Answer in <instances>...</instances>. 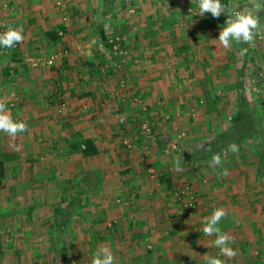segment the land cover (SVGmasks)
Returning a JSON list of instances; mask_svg holds the SVG:
<instances>
[{
  "label": "crops",
  "instance_id": "1",
  "mask_svg": "<svg viewBox=\"0 0 264 264\" xmlns=\"http://www.w3.org/2000/svg\"><path fill=\"white\" fill-rule=\"evenodd\" d=\"M66 1L70 5L69 27H64L61 15L52 7L53 0H0V27L22 29L24 36L16 49L1 54L0 102L14 121L28 126V131L15 139L0 132V161L5 167L0 198L7 202L10 195H17L23 201H33L41 196L39 189L46 187L45 200H53L51 228L59 241L72 226L80 233L77 258L73 260L69 254L67 247L72 245L68 243L61 248L59 264H91L96 250L103 246L110 248L117 264H206L205 255L218 256L224 264H255L253 255L264 253V148L258 142L257 148H244L243 142L238 152L220 154L222 167L215 166L211 160L218 153L205 158L206 148H200L198 140L207 131L195 128L191 135L196 139L192 141L195 148H189L186 156L188 163L196 166L183 178L191 184L197 209L182 217L166 182L169 165L174 163L167 155V144L175 138L179 122L166 131L162 124L154 141L139 131L138 124L147 116L155 125L165 112H176V97L188 100L196 109L195 120L218 123L213 106L220 108L214 88L233 97L234 87L241 91V85L246 88L261 82L264 39L225 50L214 41L222 24L211 19V13L205 17L206 13L199 16L197 11V16L188 17L182 10L186 4L167 3L155 10L151 3L134 0L132 7L139 12L128 18L131 24L126 27L121 21L101 19L99 10L107 8L104 0ZM193 6L198 10L197 2ZM13 8L14 12L7 10ZM181 11L183 15L176 19ZM107 21L113 24L112 33L126 34L125 44L135 53L132 59L143 56L140 67L129 65L118 75L103 73L105 64L112 61L108 51L103 52L109 38ZM54 33L57 39L52 42ZM242 47L248 49L246 54H241ZM55 49L68 52L60 64L36 71L25 64L26 58L48 55ZM155 53L159 62L153 60ZM188 76L194 82L186 89L181 82ZM9 92L16 96L13 108L6 98ZM130 94L143 97L146 109L132 106ZM59 96L66 102L62 116L55 114ZM203 96L207 105L198 107ZM227 99L233 104L232 98ZM214 128V134L220 131ZM131 137L133 147L126 145ZM87 141L97 151L92 157L82 154ZM9 152L15 154L10 166ZM23 154L28 157L26 163H22ZM224 169L228 175L221 177ZM175 174L179 175L178 171ZM7 184L16 185V190L5 189ZM60 184H69L62 189L64 195L56 192ZM118 197L126 204H116ZM55 202L62 205L57 208ZM89 204L93 206L90 210ZM216 208L227 211L218 226L233 238L231 247L237 255L232 259L220 256L212 244L215 237L202 233L201 221ZM80 214L83 220L78 225ZM91 216L98 219L89 221ZM111 220L117 225L108 230L106 221ZM34 222L32 219L28 225ZM148 247L152 250L147 251Z\"/></svg>",
  "mask_w": 264,
  "mask_h": 264
},
{
  "label": "rangeland",
  "instance_id": "2",
  "mask_svg": "<svg viewBox=\"0 0 264 264\" xmlns=\"http://www.w3.org/2000/svg\"><path fill=\"white\" fill-rule=\"evenodd\" d=\"M54 1L51 2L52 7H54ZM105 4L107 6V8L102 7L100 11V17L102 20H104V18H108L109 20H114V22L118 23L119 21L124 23V26H129L130 20L128 18H132L134 14L138 13L139 11L135 10L134 7H132V2L134 0H104ZM139 3V0H136ZM141 1L144 2H148L151 3L152 6H155V10L159 9L162 7V5H166L167 3L169 4H183V5H188L185 9H182L183 11H185L184 13L186 15H188V17H195L197 16V11L194 6L193 3L197 2V0H140V4ZM225 1V6H226V12L231 15L237 11H247L251 8V5L249 3V0H224ZM66 2V6H67V10L65 11L66 16L68 18V27L70 26V5L69 3L65 0ZM260 3L262 5H264V0H260ZM6 4V3H5ZM113 4H117L116 6ZM123 4V7L120 9L119 6H121ZM140 6V5H139ZM161 6V7H160ZM4 7H6V5H4ZM10 12H14V8L13 9H7ZM163 11L166 12V9H161ZM160 10V11H161ZM58 11V10H57ZM60 16V20L62 22V14L64 13L63 11H58ZM167 12H171L170 10ZM264 14V10H261L258 15ZM183 12H179V14H177L176 19L179 18V16H182ZM190 15V16H189ZM210 13H206L205 17H209ZM169 16V15H168ZM262 16V15H261ZM114 17V18H112ZM203 18V17H201ZM263 17L260 18V20ZM175 19V20H176ZM194 19V18H193ZM214 19L216 23H219L222 27L225 26V21L227 19V14L226 13H222L220 17L218 18H211ZM182 20V19H181ZM261 22V21H260ZM113 25V24H112ZM111 25V22H106V27H107V36L108 38V44L113 41V40H118L120 46H119V50H122V54H120L118 51V53L114 52L113 49L110 47V45L106 46L104 48L103 52H107L109 53L110 57L112 58L111 63H106L105 66L102 70L103 73L108 72V75H118L120 74L122 71H125L127 68V66L129 65H138V67H140L142 61H144L143 56H138L136 58L131 57V55L135 54V53H130L129 51H132L133 48L130 46H127L126 40V34H121V33H112L111 29L113 28V26ZM211 26V25H210ZM212 27V26H211ZM6 29V27H4ZM4 28L1 26L0 27V33H2L4 30ZM2 30V31H1ZM261 30L264 31V24H261ZM111 31V32H110ZM256 39L258 41H261L262 39H264V37L262 36H257ZM232 45L238 47L239 44H236L235 42H232ZM64 52H66L68 54V52L66 50H62ZM58 50H54L52 51L50 54H44V53H38V57H54L56 56L57 61L55 62L56 64H60L61 59L64 58L63 57V52ZM155 52V51H153ZM157 52V50H156ZM139 54H141V51L138 52ZM61 54V55H59ZM168 55V54H166ZM155 56V57H154ZM36 57V56H35ZM164 57V55H163ZM172 57V58H171ZM170 59H173L172 55H169ZM143 59V60H142ZM160 57H158L155 54H153V60H155V62H159ZM234 61V60H233ZM26 64V63H25ZM27 65V64H26ZM111 65V70H110V66ZM28 66V65H27ZM233 66L234 63H233ZM53 67V66H52ZM29 70H41V69H50L47 67H40V68H34L31 69L28 66ZM111 71V72H109ZM260 80H262L261 82H258L257 84H254L251 87H246V88H242L241 85V91L240 88H235L232 89V96H230V94L226 95L225 90H219V87L214 88V99L216 102V104L219 106L220 109H215V106H213V109L215 112H217V116H219V120L218 123H214L212 121H205L204 123L201 121H197L196 119V109L192 108L189 106L190 102L188 100L176 97V112L171 113L170 111L165 112L164 114H162L161 118H160V123H155V125L150 122L149 120H147V116L146 119L144 121L139 122L138 124V129L139 131H141L140 126L142 123H148V126H150L151 128V134L147 135L152 137V141H154L156 138H159L158 135V129L159 127L164 124V126L166 127L165 131L168 130L169 128H173L176 127V123L179 122V127H176V133H175V138L171 141L168 142L167 144V148H169L167 155L170 156V158L172 161H174L173 165H169V181L167 180L166 182H168V187L167 190L172 193L173 198L176 200V202L179 205V211L181 212L180 215H182V212L184 210L183 206L186 202V198L187 195L186 194H182L181 191L183 190L184 187H188L189 188V195L190 197H192V202H193V209L192 211L197 209L196 206V201H195V194L193 192V189L191 187V184L189 181H185V179L183 178V176H187L186 173H188L190 171V169H192L194 166H196V164H192V162L188 163V158H187V154L190 155V153H188L189 148H195V145L193 144L194 147H192V141H195V137L191 136L192 132L194 131L195 128L200 127L201 129V133L204 129V131L206 133L203 134L204 138L211 140V142L209 143H203V139L204 138H199V142L202 144L200 148H208V146H214L217 144H221L223 145L222 147H216V149L218 148H222V150L220 152H218V154H222L225 155L224 153L228 151V146L230 144H235L238 146V148H242L243 146V142H244V148H257V142L259 143L261 148H264V78L262 77ZM183 82V83H182ZM181 82V85H184L186 87V89L189 88V86H191L193 84V80L192 78H190L189 76L183 80ZM122 90H124L125 92L127 91L126 89H124V86L122 87ZM219 90V91H217ZM240 91V92H239ZM135 94V93H134ZM134 94H130V100L132 102V106L134 107H139L142 109L141 106H144L143 104V97L140 98L138 95H134ZM233 99V104L230 102H227V98L228 97ZM6 98L9 100L8 103L10 105V108L14 107L15 101H16V96L14 93L9 92L8 95L6 96ZM207 99L203 96L202 98L198 99L197 101V106L199 107H206V101ZM250 100V101H249ZM235 101V102H234ZM238 102V103H237ZM162 106V103L160 104L159 107ZM212 106V105H211ZM212 108V107H211ZM234 108V109H233ZM146 109V108H145ZM66 111V110H65ZM238 111H241V113H243V121H244V127L243 129L247 133L246 137H243L238 139L236 137V135H230L228 137H232V141H225L223 139H226L228 137H226V133H228L229 128H231V120L230 118H233V114H237ZM65 113V112H64ZM186 114V116L182 115V114ZM55 114H57L58 116H62V114H59L56 112ZM177 118V122L176 119ZM185 118H188L189 120L186 121ZM183 119V120H180ZM208 119V118H206ZM180 120V121H179ZM200 122V123H198ZM220 130L219 132H215V134L211 131V128L213 129L214 127H216ZM210 128V129H209ZM217 128H214L217 129ZM226 128V129H225ZM260 128V129H258ZM225 129V130H224ZM224 130V131H223ZM142 132V131H141ZM258 132V133H257ZM201 133L198 136H201ZM208 134V135H207ZM146 135V134H145ZM207 136L209 138H207ZM130 141V142H129ZM134 141V137L132 138H127L126 140V145L133 147L134 145H132V143ZM164 141V140H163ZM168 141V140H166ZM155 144V143H154ZM197 146V145H196ZM83 149V147L81 148ZM10 150V148H9ZM25 152V151H23ZM171 153V154H170ZM9 156L7 160V164L8 166L14 164L12 163L13 160H11L10 158L13 156H15V154L9 152ZM25 154V153H24ZM22 155L21 160L23 161L22 163H26L28 162V157L27 155ZM166 155V156H167ZM215 155V154H214ZM184 157H186L184 159ZM176 160H179L181 163L184 164V166H182L181 168L183 169V171H179V175L175 174V167L176 166ZM187 160V161H186ZM188 163V164H187ZM187 165V166H185ZM198 165H201V163H198ZM189 167V168H187ZM177 172V171H176ZM153 175V172L152 174ZM69 185V184H67ZM67 185L64 184H60L56 186L57 189V193L60 192V195H64L66 194V191H62V189H65L67 187ZM8 187H6L5 189H9V190H16V185H10L7 184ZM20 188V186H19ZM37 188V186H36ZM83 188V187H82ZM53 189V187H52ZM60 190V191H58ZM181 190V191H180ZM36 192V191H35ZM45 192H46V187L42 186L39 191L38 194H41V196L39 198H36L35 200H21L19 198H17V195H10L9 200L7 202L3 201V197L0 198L2 200H0V264H38L39 262L41 264H49V262H52V258H55V263L54 264H59L61 260H63V255H61L62 251L61 248H63V246L65 245V247L68 246V243H71V247H67L69 254L71 253L73 256V260H75V258H77V252H79L78 249V242H79V232H74L73 231V226L70 227L68 229V231H65L64 234H62V237L60 238L61 242L59 241L60 237L59 235H57V233L55 232V230H53V228H51V223H52V218H53V214H54V209H53V200H45ZM181 193V194H180ZM42 196H44V198H42ZM58 208V202H55ZM116 204L118 205H125L122 201V199L120 197H118L116 199ZM62 204L59 205V207ZM91 207H93L91 204H89L88 209L90 210ZM93 210V209H92ZM32 215V216H31ZM56 215V214H55ZM182 217H188V216H182ZM79 223L76 222V224H81L82 222L80 221V219L83 217H81V214L79 216H77ZM32 219L35 220L34 224L32 226L28 225L30 222H32ZM89 221L91 220H96L98 219L95 216H91L90 218H88ZM86 218V220H88ZM100 219V218H99ZM28 222V224H26ZM50 224V225H49ZM117 225L116 220H111V221H106V228L109 230V228H112L113 226ZM86 241H88V239H85ZM91 239V243L94 244V240ZM86 241H84V245L83 249H85V245H86ZM65 243V244H63ZM76 243V244H75ZM67 245V246H66ZM74 245V246H73ZM149 246V245H148ZM151 246V245H150ZM152 249L150 247H148L147 251H151ZM264 253L260 254H254L253 258H252V262L255 264H260V258L261 256H263ZM254 259V260H253ZM37 261V262H36ZM154 264V263H153Z\"/></svg>",
  "mask_w": 264,
  "mask_h": 264
},
{
  "label": "clouds",
  "instance_id": "3",
  "mask_svg": "<svg viewBox=\"0 0 264 264\" xmlns=\"http://www.w3.org/2000/svg\"><path fill=\"white\" fill-rule=\"evenodd\" d=\"M251 8L247 11H237L231 15L226 12V6L221 0H197L198 15L204 16L205 13H211L212 17L218 18L222 13L227 14L225 26L219 32L218 39L214 40L223 49L228 50L232 47V42L239 45H251L257 36L264 37V31L261 30L260 17L258 13L264 10V5L260 0H249ZM24 36L22 29L7 27L6 31L0 33V48L11 49L17 43H22ZM247 48H241V54H246ZM28 131V126L23 121H14L4 102H0V132L5 133L10 138L15 139L18 134ZM230 152H238V146L230 144L228 146ZM211 163L215 166L222 167V161L219 154L212 157ZM176 171H183L180 167V161H176ZM221 177L228 175L227 169L220 173ZM227 216V211L223 208H216L210 216L204 217L202 233L204 236L212 237L214 247L219 249L220 256L232 259L237 255L234 248L231 247L233 238L222 231L218 226L220 221ZM206 264H224L218 256L205 255ZM91 264H117L116 257L110 248L103 246L96 250Z\"/></svg>",
  "mask_w": 264,
  "mask_h": 264
},
{
  "label": "built area",
  "instance_id": "4",
  "mask_svg": "<svg viewBox=\"0 0 264 264\" xmlns=\"http://www.w3.org/2000/svg\"><path fill=\"white\" fill-rule=\"evenodd\" d=\"M54 7L56 10L58 11H63L64 13L62 14V23L64 24V27H68V18L66 16V13L65 11L67 10V4L65 2V0H55L54 1ZM2 31V30H1ZM63 32H59V35H62ZM110 47L113 49V51L116 53L117 51L122 54V50L120 49L119 50V42L118 40H113L109 43ZM18 47V44L15 45V47H13L12 49H16ZM63 52V57L66 56V52L62 51ZM117 52V53H118ZM61 55V54H59ZM57 61V58L56 56L54 57H28L26 58L25 60V63L31 68V69H34V68H40V67H47V68H50L52 66L55 65V62ZM56 101V109H57V112L59 114H63L66 110V102L59 96L58 98L55 99ZM140 130L146 134V135H150L151 134V128L150 126H148V123H142L141 126H140ZM84 149V147H83ZM181 191V190H180ZM189 188L188 187H184L183 190L181 191L182 194H186L187 195V198H186V202L183 206L184 210L182 212V215L183 216H190L192 215L193 211V200H192V197H190L189 195ZM180 193V194H181ZM260 264H264V255L261 256L260 258Z\"/></svg>",
  "mask_w": 264,
  "mask_h": 264
},
{
  "label": "trees",
  "instance_id": "5",
  "mask_svg": "<svg viewBox=\"0 0 264 264\" xmlns=\"http://www.w3.org/2000/svg\"><path fill=\"white\" fill-rule=\"evenodd\" d=\"M52 39H54L52 42L56 41V39H57L56 34L54 35V37H52ZM106 46H108V44H106ZM4 50L9 51V50H12V48L11 49L0 48V57H1V54ZM11 54H13V53H11ZM1 66H2V63L0 62V67ZM244 126L245 125H244V121H243V113H241V111H238L237 114H235V116L231 120V128H229L228 133H226V135H227L226 137H228L230 135L234 136V134L236 135V137L238 139L240 138V136H241V138L246 137L247 133H249V132L245 133V130L243 129ZM223 140H224V142L225 141L231 142L232 137H228V138L223 139ZM83 146H84V149H82V154L84 157H92V156L96 155L97 151L92 146V144L90 142H88V141L85 142V144ZM217 146L222 147L223 145L217 144L214 146H208V148L204 149L203 153H205V155H206L205 158L210 156L213 153H218L222 150V148L216 149ZM4 176H5L4 162L0 161V188L2 187V182L4 180ZM38 264H41V263L39 262Z\"/></svg>",
  "mask_w": 264,
  "mask_h": 264
}]
</instances>
